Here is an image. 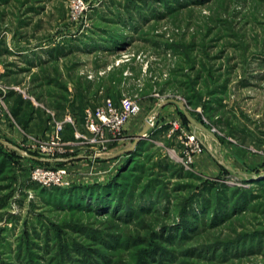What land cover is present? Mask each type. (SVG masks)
<instances>
[{"label": "rangeland", "instance_id": "rangeland-1", "mask_svg": "<svg viewBox=\"0 0 264 264\" xmlns=\"http://www.w3.org/2000/svg\"><path fill=\"white\" fill-rule=\"evenodd\" d=\"M123 96L155 119L132 152L31 181L47 110ZM0 99V264H264V0H0Z\"/></svg>", "mask_w": 264, "mask_h": 264}, {"label": "built area", "instance_id": "built-area-1", "mask_svg": "<svg viewBox=\"0 0 264 264\" xmlns=\"http://www.w3.org/2000/svg\"><path fill=\"white\" fill-rule=\"evenodd\" d=\"M90 77V76H89ZM22 95H26L24 88L19 85L12 86ZM32 101L34 99L32 98ZM1 102V99H0ZM1 104H3L1 102ZM34 101V105L37 106ZM140 109L139 102L130 96H123L117 103L111 97L104 98L99 104L86 106L82 112V124L78 129L77 119L70 113L58 116L53 110H47V116L52 120L49 130L46 132L47 141L35 139L33 147L40 155L50 158H59L73 151L76 146H83L88 152V157L93 159L102 158L105 155L108 141L123 134L125 124L132 119ZM154 116L148 117L149 128L154 127ZM1 117L0 109V122ZM69 125L73 129L72 137L64 139L63 128ZM176 128V126H174ZM186 144H194L197 148L195 135L186 129H181ZM148 135V133H147ZM172 153V152H171ZM174 156H176L175 153ZM177 157V156H176ZM68 169L66 166L53 164H34L30 170L29 178L42 186L63 185L67 182Z\"/></svg>", "mask_w": 264, "mask_h": 264}, {"label": "water", "instance_id": "water-1", "mask_svg": "<svg viewBox=\"0 0 264 264\" xmlns=\"http://www.w3.org/2000/svg\"><path fill=\"white\" fill-rule=\"evenodd\" d=\"M169 100L177 103L180 108H181V111L183 112V115H185L186 119L194 126V127H197V128H202L203 130H205L206 132H208L209 134H212L211 131L202 123V122H198L192 115L190 112H188V110L186 109L185 105L179 101V100H176V99H173V98H170ZM167 100V101H169ZM149 123H148V120H145L143 126L140 128L141 130L139 131V133H137V135L135 136L133 142L131 143L132 145L128 148H124V150H119L118 152L116 153H113L111 154L110 156H115L117 154H121V153H124V152H129L131 150H134L135 147L138 145V142H139V139L145 137V135L147 134V131L149 130ZM0 143H3V144H7V145H10L9 142L3 140L2 138L0 139ZM23 151V150H22ZM24 153L26 155H28L29 157L31 158H34L36 160H39V161H42V162H47V161H51L52 158H45V157H41V156H37V155H30L29 153L25 152ZM79 156V155H78ZM78 156H74V157H67V158H55L56 160L58 161H64V160H70L72 158H78Z\"/></svg>", "mask_w": 264, "mask_h": 264}, {"label": "trees", "instance_id": "trees-1", "mask_svg": "<svg viewBox=\"0 0 264 264\" xmlns=\"http://www.w3.org/2000/svg\"><path fill=\"white\" fill-rule=\"evenodd\" d=\"M184 116V119H185V121H188L187 119H186V117H185V115H183ZM139 143H140V141H139ZM139 143H138V145H139ZM132 152V151H131ZM131 152H130V154H131ZM30 155H36L35 153H33L32 152V154L31 153H29ZM36 160V159H35ZM36 162H38L39 164H45V165H47V164H53V165H62L63 164V161H58V160H56L55 158H53L51 161H47V162H42V161H39V160H36ZM115 180V179H114ZM113 181V180H112ZM118 183V182H117ZM118 185V187H117V190H115L116 188H114V191L115 192H117L118 191V193H120L121 192V190L119 189V188H122V186L120 185V184H117ZM96 185H94V186H92V188H94ZM94 190V189H93ZM96 190V189H95ZM97 192H99V194L100 195H98V197H101L102 195H106L107 194V191H103V190H96ZM112 191V190H111ZM115 192H113V194H115ZM115 197V196H114ZM101 199V198H100ZM113 200H115V198H113ZM110 214V213H109Z\"/></svg>", "mask_w": 264, "mask_h": 264}, {"label": "crops", "instance_id": "crops-1", "mask_svg": "<svg viewBox=\"0 0 264 264\" xmlns=\"http://www.w3.org/2000/svg\"><path fill=\"white\" fill-rule=\"evenodd\" d=\"M125 127H126V130H127V133H129L131 135H134L135 133H137L136 131H134L135 129L131 128L132 127V124L130 126H129V124H127Z\"/></svg>", "mask_w": 264, "mask_h": 264}, {"label": "bare ground", "instance_id": "bare-ground-1", "mask_svg": "<svg viewBox=\"0 0 264 264\" xmlns=\"http://www.w3.org/2000/svg\"><path fill=\"white\" fill-rule=\"evenodd\" d=\"M148 132V131H147Z\"/></svg>", "mask_w": 264, "mask_h": 264}]
</instances>
